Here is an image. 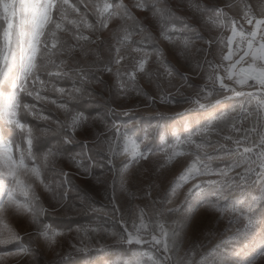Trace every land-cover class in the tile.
<instances>
[{
	"label": "snow or ice",
	"instance_id": "obj_1",
	"mask_svg": "<svg viewBox=\"0 0 264 264\" xmlns=\"http://www.w3.org/2000/svg\"><path fill=\"white\" fill-rule=\"evenodd\" d=\"M94 85L109 93L101 104ZM132 93L146 106L188 104L199 119L174 131L163 113L144 120L109 107ZM73 175L104 186L108 203L97 208ZM109 206L103 223L53 226L57 209ZM201 207L214 213L206 223L195 221ZM11 217L32 231L21 235ZM189 229L209 243L181 255ZM73 230L71 251L43 264H67L93 236L129 246L130 257L111 264H264V0H0V264L39 261L34 244L54 250Z\"/></svg>",
	"mask_w": 264,
	"mask_h": 264
},
{
	"label": "rangeland",
	"instance_id": "obj_2",
	"mask_svg": "<svg viewBox=\"0 0 264 264\" xmlns=\"http://www.w3.org/2000/svg\"><path fill=\"white\" fill-rule=\"evenodd\" d=\"M256 1V0H255ZM126 3L130 2V0H125ZM170 4H178L179 0H168ZM251 2H254V0H251ZM178 15H182L183 10H178ZM152 30L158 31V29L155 28V26H151ZM161 47L170 48V46H166L164 43H161ZM211 58V57H210ZM104 79L111 84L112 78L108 76L107 74H104ZM140 85L145 88L146 90L150 92H154V86L149 85L146 80H140ZM93 87H97V85H94ZM96 92V91H95ZM109 93L104 90L103 95L100 96H94V100L96 101V104L103 103L104 99L108 98ZM87 99L88 97H84V99ZM83 101H81L82 103ZM96 105H91L90 107H95ZM109 107H114L118 111L120 110H126V109H132L134 112L144 120L150 119L153 115H156L157 113H163V120L167 121L168 124L171 126V128L174 131H179L180 128L183 126V124L186 121H195L198 120L199 117H197L195 114L189 115L188 112L185 111V109H190V105L188 104H178L175 106H169V105H156V106H146L143 102L142 98H139L136 96L135 93H132L127 99H114V101L109 105ZM98 113L95 111H90L86 113V115L90 118V125L92 128L98 131L104 130V124L101 123V121L97 120L95 124H92L91 118L96 116ZM60 118L63 119V114H60ZM113 120H116L117 123L120 122L119 117L113 116ZM106 123L111 124V120H106ZM42 126V125H41ZM77 140L80 139H88L91 140V135L84 136L83 132H80L77 134L76 137ZM95 152V149H94ZM158 157H154L153 159H157ZM56 166L58 168H63L64 170L67 169L69 172L74 173V169L68 164L67 161H57ZM99 175V173H97ZM75 183L79 184L81 186V189L83 190L84 194L85 192L88 197L92 198V202L99 201V203L96 204L97 208H103L105 204L108 203V201L105 199L106 193L104 186L102 185H89L87 182V178L82 176L73 177ZM86 190V191H84ZM136 189L134 187L129 186V191H135ZM109 195L112 194L111 191L108 193ZM116 196V202L118 204H124L126 210H130L127 206L128 201V195L126 191L120 190L119 187H117L115 191ZM184 199L183 192L179 193L175 200V204L173 206H180L181 202ZM135 204L139 206H143V201L137 199ZM45 206L48 207V201H45ZM110 211V206L107 209H104V211L96 212V213H88L87 215L83 214H73L68 213L65 215L62 213L59 209H57L55 215L53 216L54 220V227H59L62 229L67 230V228L75 229L77 225H84L87 224L89 221H100L103 223L106 219L105 212ZM195 215V221L197 223H206L208 218L211 216H214V213L206 212V210L201 207L194 210ZM81 219L74 220L73 223H70V221L66 220H59L60 218H65L69 220L68 218H79ZM89 216V217H87ZM177 219L176 215H173L172 217H169L167 222L170 224L172 220ZM11 224L12 226L21 233V235H24L26 232L32 231L31 227L28 226L27 222L23 220L21 217H11ZM95 226V225H92ZM106 227H111V225H105ZM227 226V221L222 220L218 228L216 229V235L210 237L212 244H215L219 239H221V236L219 235L220 232L223 231L224 227ZM230 234V233H229ZM227 235V234H226ZM25 242H27V237H25ZM77 233L73 230L69 232L68 235L59 238L57 241V244L55 246L54 250L48 249L46 247H43L42 243L34 244V247H39L41 251L37 253L38 256L41 257V260L31 262L29 259L25 258L20 261H17L15 258H9L6 261L3 262V264H43V261L52 259L56 253H68L71 251L70 245L71 244H77ZM85 244L88 243V241H84ZM191 243H199L208 245L209 240L205 239V235L202 232L197 231L195 235L193 234V231L189 229L188 235L185 236L182 247H181V255L183 254V251L191 244ZM100 244L107 245V250L105 251H98V247ZM91 247H89V250L87 252H73L70 259L67 260V264H111V262L116 261L118 259H128L131 255L130 252L127 251L128 245H120L117 244L115 239L110 236H93L91 241ZM63 264V262H62Z\"/></svg>",
	"mask_w": 264,
	"mask_h": 264
},
{
	"label": "trees",
	"instance_id": "obj_3",
	"mask_svg": "<svg viewBox=\"0 0 264 264\" xmlns=\"http://www.w3.org/2000/svg\"><path fill=\"white\" fill-rule=\"evenodd\" d=\"M95 88V91H96V96H100L101 95V86H98L97 85V87H94ZM89 90H91V89H89ZM88 100V98L86 99H84L83 100V102L82 103H84L85 101H87ZM81 103V102H80ZM95 152H93V154H94ZM65 171H67V169H65ZM73 177L75 178V177H77V176H75V175H73ZM84 191H86V190H84ZM85 194H87L86 192H85ZM82 217H85V216H80L79 218H68L69 220H67V219H65V218H60L59 220H66V221H70V223H73L74 222V220H78V219H81ZM87 217H89V216H87ZM79 221V220H78ZM71 258V257H70ZM70 258H68V257H65V259L66 260H68V259H70Z\"/></svg>",
	"mask_w": 264,
	"mask_h": 264
},
{
	"label": "crops",
	"instance_id": "obj_4",
	"mask_svg": "<svg viewBox=\"0 0 264 264\" xmlns=\"http://www.w3.org/2000/svg\"><path fill=\"white\" fill-rule=\"evenodd\" d=\"M252 3H253V4H256V3H257V0H256V1L254 0V2H252Z\"/></svg>",
	"mask_w": 264,
	"mask_h": 264
}]
</instances>
